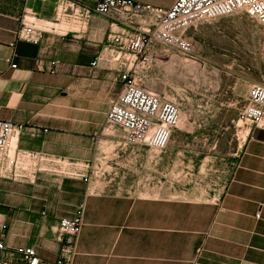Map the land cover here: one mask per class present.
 I'll use <instances>...</instances> for the list:
<instances>
[{"label":"crops","instance_id":"obj_1","mask_svg":"<svg viewBox=\"0 0 264 264\" xmlns=\"http://www.w3.org/2000/svg\"><path fill=\"white\" fill-rule=\"evenodd\" d=\"M134 1L162 8L174 2ZM56 4L0 0V122L25 126L17 140L20 150L77 163L86 174H95L103 160L110 165V154L122 153V161L138 160L139 184L153 182L144 185V195L126 196L111 194L92 179L49 173L27 182L0 178V239L7 264H23L16 250L29 246L41 261H55L64 244L58 223L81 203L83 224L72 264H264V130L226 106L210 111L204 124L213 125L214 134L201 151H188L208 169L199 167L189 174L192 186L180 187L185 151L172 136L158 154L121 147L104 131L109 102L121 86L114 70L90 65L112 32L152 18L94 15L84 29L64 30L61 23L46 29L37 44L18 38L29 20L37 26L53 20ZM54 60L61 64L50 74Z\"/></svg>","mask_w":264,"mask_h":264},{"label":"built area","instance_id":"obj_2","mask_svg":"<svg viewBox=\"0 0 264 264\" xmlns=\"http://www.w3.org/2000/svg\"><path fill=\"white\" fill-rule=\"evenodd\" d=\"M113 11L127 14L129 19L152 18L149 27H132L112 32L108 43L97 53L91 67L104 65L116 73L121 90L109 102L104 131L117 137L121 147L142 146L153 153H162L180 122L181 108L147 86V74L158 56L155 46L165 49L164 56L193 58V45L186 37L188 29L230 15L245 13L264 30V0H174L168 8L134 0H57L53 20L37 26L33 20L18 33L22 41L37 44L46 29H53L60 20L74 22L84 29L92 16H107ZM51 24L52 26H47ZM60 61L50 63V74L57 71ZM15 68V65H11ZM238 119L264 130V84L248 88L246 104ZM25 129L23 124L0 122V178L32 181L37 174L49 173L88 182L91 175L74 162L52 158L46 154L23 151L17 140ZM66 163V164H65ZM73 171L65 173V167ZM97 171V170H96ZM96 173V172H95ZM84 216V204L70 218L58 223V238L64 240L59 257L53 262L41 261L33 246L20 247L16 253L23 264H72L75 238ZM259 218V214L255 215ZM0 264H7L5 246L0 239Z\"/></svg>","mask_w":264,"mask_h":264},{"label":"rangeland","instance_id":"obj_3","mask_svg":"<svg viewBox=\"0 0 264 264\" xmlns=\"http://www.w3.org/2000/svg\"><path fill=\"white\" fill-rule=\"evenodd\" d=\"M113 13L121 17L127 15L118 11ZM60 23V27H57L64 30L79 28L74 22L60 20ZM65 23L69 25L64 26ZM38 25L46 24L40 22ZM187 32L186 37L193 45V58H180L198 64L200 68L196 74L182 65H175L170 70L169 66L177 56L165 57V49L156 45L158 56L154 58L146 78L150 90L176 102L181 108V122L174 129L172 137L175 145L185 151L180 155L178 166L180 187L183 188L192 186V176L199 167L208 169L202 166L199 158H192L189 152L201 151L203 142L214 134L215 127L204 124L210 111L226 106L238 116L246 104L248 88L253 84H264V30L245 13L199 24ZM103 162L96 173L91 175V179L97 186L109 188L111 194L144 195V185L150 186L153 182L147 179L148 184H144V180L143 184H139L137 159L122 161V153H119L114 157L110 154V165L109 162ZM108 166L110 175L107 172ZM147 167L151 168L152 164ZM64 171L68 174L73 170L67 166Z\"/></svg>","mask_w":264,"mask_h":264},{"label":"bare ground","instance_id":"obj_4","mask_svg":"<svg viewBox=\"0 0 264 264\" xmlns=\"http://www.w3.org/2000/svg\"><path fill=\"white\" fill-rule=\"evenodd\" d=\"M117 14V13H115ZM123 17H125L127 20L129 19V17L127 15H124ZM151 21L149 22H145L144 23V27L147 29L150 25ZM55 27V26H53ZM176 56V55H175ZM192 59V58H191ZM171 63V62H170ZM175 65H182L183 67H185L189 72H192L196 74V72L198 71V69L200 68L198 64H196L195 62H190V61H187L185 59H181L180 56H177L173 61L172 63L170 64L169 66V69L171 70L172 68L175 67ZM182 118V116L180 117ZM181 122V120H180Z\"/></svg>","mask_w":264,"mask_h":264}]
</instances>
